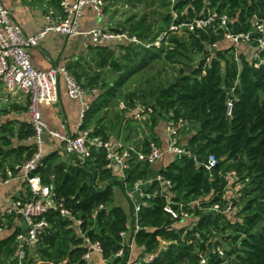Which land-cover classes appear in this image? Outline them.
Instances as JSON below:
<instances>
[{
    "label": "trees",
    "instance_id": "1",
    "mask_svg": "<svg viewBox=\"0 0 264 264\" xmlns=\"http://www.w3.org/2000/svg\"><path fill=\"white\" fill-rule=\"evenodd\" d=\"M58 1L56 6L61 2ZM127 1L157 9L160 19L156 22L149 14H134L120 31L145 45L154 44L165 34L163 48L152 45L138 52L133 46H126L123 49L127 56L114 68L115 49L91 47L103 67L112 64L122 75L106 88L103 71L92 76L74 73L79 81L84 80L86 87L101 89L86 114L83 129L95 120H99L100 126V115L123 96V89L132 77L148 68L150 60H158L163 54L181 68L172 83L145 95L150 100L144 105L149 108L153 127L163 115L170 114L176 122L195 125L197 132L188 146L200 155V162L210 155L219 160L212 172L187 159L170 163L161 170V176L172 184L169 195L173 209L180 213L182 203L192 219L186 222L173 219L165 210L166 197L145 199L138 216L140 229L134 240L135 251L142 255L133 264H201L202 259L208 264H264V63L258 66L244 53L238 62L234 48L213 49L214 45L225 42L226 31L220 27L223 17L230 20L228 28L234 35H252L250 45L257 47L261 35L256 31V23L264 28V0H178L175 5L170 0ZM211 16L215 20L208 27L195 28L193 32L186 30V38H177L171 30L173 25L180 29L184 24ZM189 53L193 54L192 58ZM195 56L201 58L198 66L187 74L185 68L191 67ZM129 98L134 96L131 94ZM12 125L0 124V174L4 176L7 169L16 176V167L34 153L32 146L21 144L32 137V129L24 123L16 132ZM93 135L108 140L98 128ZM14 140L20 144L15 145ZM150 146L146 142L144 150L149 151ZM62 157L60 152L46 155L34 174L45 185L54 186L58 204L83 220L88 236L102 246L104 261L130 264L129 251L120 236L129 230V217L122 207L114 205V190L120 185L131 189L138 181L150 179L151 165L131 162L124 180L118 182L115 170L108 168L103 151L94 153L93 159L82 167L63 162ZM230 172L237 173L243 186L239 199L233 200L239 209L235 222L229 218L233 215L211 211L228 203L230 181L226 175ZM162 189L160 182H154L145 192L153 194ZM197 203L199 206H192ZM44 218L49 228L40 237L36 252L34 248H24L26 257L22 264H87L83 257L88 248L77 234L75 223L63 219L60 210L54 209ZM16 220L8 217V227L13 232L0 236V264L19 263L17 236L25 230L24 226L15 227ZM121 249L125 250V256L116 257ZM220 251L226 258L221 257ZM150 255L154 260L147 263L145 256Z\"/></svg>",
    "mask_w": 264,
    "mask_h": 264
},
{
    "label": "built area",
    "instance_id": "2",
    "mask_svg": "<svg viewBox=\"0 0 264 264\" xmlns=\"http://www.w3.org/2000/svg\"><path fill=\"white\" fill-rule=\"evenodd\" d=\"M177 1L170 0L172 5H175ZM5 2L6 0H0V85L5 91V96L0 98V104L10 105L11 101L17 97L27 100V115L29 117L27 125L32 129L33 135L26 142L34 148V153L29 160L16 167L18 171L16 176L13 175L10 169L6 170V176L0 174V188L8 186L16 178L23 180L26 185V195L18 197L10 207L0 208V236L4 235L8 230L10 231L7 222L8 217L23 220L25 231L17 236V242L20 246L18 264H22L26 257L24 248H35L40 237L49 228V224L44 218L45 214L52 209L60 210L63 219L72 220L75 223L77 234L83 239L85 246L88 248V252L83 257L87 264H94L95 257L100 258L102 264H110L108 261L103 260V249L100 243L92 241L83 229V220L72 215L62 204H58L54 199V186L45 185L41 177L34 174L47 155L44 140L46 134L61 142L64 154L70 157L76 156L79 159L77 165L80 167L84 166L87 161L92 160L94 153L105 152L108 168L119 167L123 180L125 172L131 167V162L152 166L161 161L166 153L174 155L178 160L187 159L197 165L202 164L209 172L218 167L219 160L214 155H210L206 160L200 162V155L196 154L188 145L182 143L180 130L184 122H176L173 119L169 121L167 128L169 135L167 152L162 151L152 143L149 151H145L143 146L105 141L102 136L93 135L92 130L83 129L86 114L91 108V101L88 97L96 99L100 95L101 89L99 87H86L84 80L79 81L67 66H57L49 70H37L34 68L31 62L30 50L37 48L49 33L59 34L67 39L85 36L89 39L90 44L96 47H111L119 44L128 45L129 43L141 45L142 43L136 37H131L124 32L118 33L117 31H109L103 28H94L82 33V25L88 8L94 11L97 18H105V0H61L60 4L54 8L46 7L48 11L45 15V26L37 34L25 33L21 26L14 22L11 12L5 6ZM214 20L215 17L211 16L207 19L184 24L180 29L186 28V30L192 32L195 28L205 29ZM229 23L230 20L227 17H223L220 20V27L226 31L225 41H229V48H234L236 60L240 61L239 56L242 54L239 52L240 48L249 46V58L255 61L258 66L263 64V26L256 23V31L260 33L261 37L257 40V47H253L250 45L252 35H234L228 28ZM171 30L178 31L179 28L173 25ZM218 46L214 45L213 49L218 48ZM147 47L149 46L147 45ZM62 80L64 81L68 97L82 104L80 116L82 128L75 134L60 133L58 130L50 128L43 118L42 105H53L59 102ZM228 107L231 109L232 104L229 103ZM226 178L230 181V185H236L237 191L240 193L243 186L239 183L237 173H227ZM154 182L163 184L165 190H155L153 194L146 193L145 191ZM171 189V182L165 181L161 175L155 179L150 178L146 181H138L133 188L127 189L129 198L134 199L136 194L140 198L139 202L134 205L133 228H130L129 224V230L120 234L123 239V246L129 251V258L136 249L135 234L140 229L138 216L145 199H153L157 196L166 197L168 206L165 210L171 214L173 219L181 218L182 222L192 219L190 213L184 211L182 203L179 204L180 213L173 209V203L169 195ZM235 199H227L228 203L224 208L221 209L217 205L211 211L225 215L236 214L239 209L234 206L233 200ZM194 205L199 206L198 203L192 206ZM220 254L224 255L222 251H220ZM124 256V249H121L116 254V257ZM153 260V255L145 257L147 263ZM201 264H208L207 260L202 259Z\"/></svg>",
    "mask_w": 264,
    "mask_h": 264
},
{
    "label": "crops",
    "instance_id": "3",
    "mask_svg": "<svg viewBox=\"0 0 264 264\" xmlns=\"http://www.w3.org/2000/svg\"><path fill=\"white\" fill-rule=\"evenodd\" d=\"M58 0H6L5 6L11 12L12 18L16 24L21 26L27 34H37L45 26V15L48 8H54ZM108 20L99 19L91 8L86 11V17L82 25V33H85L94 28H104ZM90 41L85 36H80L76 39H67L55 33H49L44 40L41 41L37 48L30 50L31 62L37 70H49L57 66H67L73 73L79 72L81 74H88L92 76L94 72H99L91 68L89 71L87 63L90 57H96L94 50L89 45ZM88 45V47H87ZM246 47V46H243ZM248 47V46H247ZM243 51V50H242ZM248 51V50H247ZM249 57V55H248ZM97 58V57H96ZM5 96V91L0 85V98ZM91 101V106L96 99L88 97ZM94 99V100H93ZM137 104H139L137 102ZM0 124L13 123L11 126L16 132L20 129L21 124L27 123L29 117L27 115V100L17 97L11 101L10 105L0 104ZM91 109V108H90ZM82 104L78 101L72 100L68 97L64 81L60 84V98L57 104L42 105V113L45 122L54 130H58L62 134H75L80 128ZM126 108L123 107V111ZM172 119V114L163 115L157 125L153 127L150 116L146 113V107L134 108L130 113H127L126 120H122L119 124L112 126L104 125L102 120L101 125L98 126V121L95 120L89 128L94 132L96 128L101 130L107 137V141L114 143L122 142L125 144L138 145L144 147L146 142L154 144L156 147L164 152H167L169 146L168 123ZM190 128V129H189ZM188 129L190 131H188ZM143 131V133H142ZM197 132V127L192 124L184 123L181 127V140L184 145H188L192 136ZM45 152L51 154L53 152H60L62 159L66 158L68 164L78 166L74 157L67 156L63 153V147L59 140L51 138L48 134L44 136ZM14 140V144H15ZM25 142H22L23 144ZM20 142L17 141L18 145ZM179 160L172 154L166 153L164 158L151 166V179L160 176L161 170L169 166L170 163L178 162ZM116 180L122 182V174L120 168L115 166ZM162 188L165 190L163 184ZM121 186V185H120ZM119 186L115 187V192ZM126 195L128 190L125 186H121ZM26 195V185L23 180L19 178L14 179L8 186L0 188V208L10 207L18 197ZM227 198H237L239 195L237 188L230 185L227 189ZM129 197V196H128ZM139 195L136 194L132 199L129 217L130 228L134 226V205L139 202ZM117 206V205H116ZM121 207V206H120ZM124 209V207H122ZM128 214L127 209H124ZM24 226L23 220L17 218L15 227ZM12 230H8L5 234H11ZM141 252L134 251L130 256V264L141 259ZM146 257V256H145ZM94 264H102L100 258H94Z\"/></svg>",
    "mask_w": 264,
    "mask_h": 264
},
{
    "label": "rangeland",
    "instance_id": "4",
    "mask_svg": "<svg viewBox=\"0 0 264 264\" xmlns=\"http://www.w3.org/2000/svg\"><path fill=\"white\" fill-rule=\"evenodd\" d=\"M106 2V8H105V17L108 20L106 23V27L103 29L109 30V31H117L118 33H121V28L125 24L128 17L134 15V14H149L151 15V20H155L156 22L160 19V13L157 9H147L143 6L134 5L129 3L127 0H105ZM174 18H176V14H174ZM119 29V31H118ZM157 31H159V28L157 27ZM177 38L182 39L186 38V28L179 29L178 31H174ZM159 36V35H158ZM166 38L165 34H162L160 38L156 40L154 44L147 43L149 47L145 44L141 45H135L132 43H129L128 45H113L110 47V49H115L117 56L116 60H114V68L118 67L119 63L122 62L121 58L127 56L128 52L123 49L127 48L126 46H133L135 49L143 50L146 47L150 48L155 46V48H163L162 41ZM230 44L229 41L226 40L222 44L218 46V49L221 48H229ZM243 50V51H242ZM248 50V51H247ZM142 52V51H138ZM240 53L249 54V46L240 48ZM189 56L192 58L193 54L189 53ZM91 59L88 60L87 66L89 71L92 69L99 70V72H104V77L106 78L105 82L106 84L103 87H110L111 85L115 84L119 77H121L122 73L115 71L112 67V64H106L105 67L101 65V62L96 59V57H90ZM195 60V57L193 59V62L190 63V66L192 68H197L198 63L200 61ZM179 68H181V65H174L171 61L166 60V57L162 54V56L158 60L151 61L148 68L143 70L142 72L136 74L130 82L125 86L123 89V96L121 98L115 99L109 108L100 115V119L103 120L104 125L112 126L114 124H119L122 120H126L127 113H130L134 108L137 107H146V113L150 116L149 108L144 105L145 101L150 102V100L145 98V95H149L151 90L164 87L172 83L177 75ZM98 72V71H97ZM106 87V88H107ZM132 94L134 96L133 99L129 98V96ZM144 95V96H143ZM144 100V101H143ZM137 102L139 104H137ZM146 104V103H145ZM123 107L126 108L125 111H123ZM151 118V117H150ZM190 129V128H189ZM188 129V131H190ZM143 133V131H142ZM15 144H17V141H15ZM25 145H28V142L23 143ZM29 146V145H28ZM239 199V197L236 198V200ZM132 204V199L129 198L124 190L119 186L115 192L114 190V205L124 207V209H127L128 215H131V205L129 207V204ZM230 220L235 222L237 220V217L235 214L233 216H229ZM222 258H226L225 255H221Z\"/></svg>",
    "mask_w": 264,
    "mask_h": 264
},
{
    "label": "water",
    "instance_id": "5",
    "mask_svg": "<svg viewBox=\"0 0 264 264\" xmlns=\"http://www.w3.org/2000/svg\"><path fill=\"white\" fill-rule=\"evenodd\" d=\"M199 58H200L199 56H195V60H199ZM195 69H196L195 67L194 68L186 67L185 71H186L187 74H191V73H193L195 71ZM74 159L76 160V162H79V159L76 156H74ZM62 161L65 162L66 158H63ZM34 252H36V248H34Z\"/></svg>",
    "mask_w": 264,
    "mask_h": 264
}]
</instances>
